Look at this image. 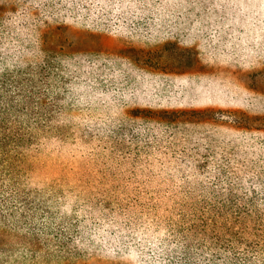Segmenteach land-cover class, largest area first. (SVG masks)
Masks as SVG:
<instances>
[{"label":"trees","instance_id":"obj_1","mask_svg":"<svg viewBox=\"0 0 264 264\" xmlns=\"http://www.w3.org/2000/svg\"><path fill=\"white\" fill-rule=\"evenodd\" d=\"M263 8L264 0H0V17L21 20L44 16L38 22L47 27L62 19H104L110 26L119 22L123 29L145 27L149 34L161 31L174 38L180 28L183 33L208 35L213 29L211 18L220 23L214 27L217 32L232 30L234 27H228L233 22L240 23L244 29L248 24L244 25L242 19H250L256 13L264 27ZM196 23L201 28L195 27ZM3 24L0 20V27ZM38 37L34 64H19L20 57L0 40V64L5 63L0 67V225L11 222L26 228L23 234L15 230L8 233L0 228L3 258L11 255L6 251L8 242H22L30 264H79L82 256L99 254L97 251L113 259L135 258L139 264H147L153 257L161 264L163 254L174 248L179 257L170 255L173 259L168 264H194L189 254L192 247L215 249L208 254L206 262L195 264H245L243 249L235 257L231 244L227 251L225 240L229 238L235 248H241L237 245L242 244L240 240L247 247L259 236L261 243L254 239L250 246L253 250L264 243V126H240L239 117L232 109L212 111L210 106L218 103L209 97L215 95L218 100L226 94L218 89L217 80L209 84L210 91L167 78L141 86L139 82L147 81L144 74L152 71L139 63L127 65L116 55L61 53L55 57L46 32L42 31ZM60 56L68 59L64 68L60 64L66 59ZM199 61L201 63L192 70L172 65L162 69L151 61L144 64L159 68L163 73L189 78L224 72L232 77L241 76L235 63L218 68L208 67L205 56ZM80 63L83 64L78 66ZM82 66L93 70L112 66L117 73L115 87L121 92L117 95L118 102L112 100L114 105H104H113V115L95 122L93 129L86 120L81 122L71 115L67 119L61 117L59 110L66 104L70 106V113L80 107L87 108L82 102L89 95L97 102L110 99L108 93L102 92L104 90L89 94L90 85H86V94L75 100L74 90L82 92L79 82L73 79H80L77 74L86 72L80 69ZM119 74L123 77L118 80ZM173 87L180 89V95L187 93V98L174 103L172 109L157 111L153 101L178 96ZM242 87L255 90L248 82ZM194 97L199 100H193ZM133 98L145 103L131 105ZM207 117L206 122L212 125L258 131L255 134L261 135L259 146L249 137L248 149L239 147L237 141L233 148L222 150L225 136L218 139L214 133L202 134L206 132L203 126ZM67 124L85 131L90 141L93 138L109 149V154L101 161L102 167L89 164L94 165L99 174L103 197L96 203L92 199L84 201L98 207L94 211L97 217L93 218L100 216L106 221V224L96 223L102 230L100 238L90 219L57 221L51 207L37 197L40 189L27 180L31 167L23 154L24 148L30 145L37 148L39 140L49 134L64 138L62 129ZM235 136L236 133L228 135V140ZM72 203L80 204L77 199ZM172 227L180 233L178 239L170 234ZM69 231L74 233L73 237H78L80 248L73 245ZM128 236L132 240H128ZM176 241L178 247H175ZM3 258L0 264L6 262Z\"/></svg>","mask_w":264,"mask_h":264},{"label":"rangeland","instance_id":"obj_2","mask_svg":"<svg viewBox=\"0 0 264 264\" xmlns=\"http://www.w3.org/2000/svg\"><path fill=\"white\" fill-rule=\"evenodd\" d=\"M262 11L264 12V8ZM257 17L258 15L256 13L250 19L243 18L242 23L244 25L248 24L244 29L240 23L233 22L228 27L229 29L234 27L232 30L219 29L218 32L214 30V27L220 26V23L216 22L214 18H211L209 21L213 29L208 35L200 32L183 33V29L180 28L177 32L178 35L171 38L170 36L162 34L161 31L149 34L145 27L135 28L132 26L133 29H123L118 25L119 22L110 26L104 19H98V21H88L85 18H73V20L62 19L53 22L50 27H47L38 22L44 16L38 18L31 16L18 20L15 17L8 18L1 15L0 20L4 24L0 27V40L7 49L13 51L15 56L20 57L19 64L22 62L23 64L29 62L30 64H34L37 61L36 55L38 48L35 47V44L38 42V34L43 31L46 32L47 41L51 42L50 46L55 49V57L61 53L74 54L75 56L79 53L90 54L91 56L109 55L114 57L116 55L121 58L119 59L121 62L127 65L135 64L137 66L139 63L149 68L152 73L144 74L145 80L147 81L139 82L141 86H148L149 81L160 83L167 78L176 81V83L183 81L188 86L191 83L194 87H204V89L209 90L211 88L209 84L217 80L219 81L217 85L219 87L218 89L222 93L225 91L226 94L223 93L224 95L218 98L219 101L215 100V95L209 97L212 102L218 103V105L212 104L210 106L212 111L221 110L227 112L232 109L231 111H236L233 113L239 117L240 126L260 127L264 126V27L261 26L260 20ZM23 20H25L24 24H22ZM195 27L201 28L198 23H196ZM50 29L52 30L51 33ZM168 38L171 40H168ZM65 56L60 57L65 60ZM204 56L209 61L207 63L208 67L216 66L219 68L235 63V67L238 68L241 76L237 75L232 77L229 73L224 72L221 74L217 73V76L211 75L200 78H189L186 75L176 76L168 74L167 72L163 73L159 68H152L144 64L145 62L149 63L151 61L153 65L162 69L169 68V65H172L183 68L184 70H192L200 62L199 59L204 58ZM67 61L68 59L60 64L62 68L66 67ZM8 63L10 64V61ZM82 64L80 63L78 66ZM4 65L5 63L0 64V67ZM129 68L131 71L133 70L131 66ZM80 69L86 70V72L80 75L77 74V77L80 79H73V81L79 82V90L82 92L79 93L74 90L75 100H80L84 96L82 94L85 93L84 88L86 85H90L88 86L89 94H93L96 90H104L102 92L108 93L110 99L108 101L100 100L97 102L95 98L89 95L90 97L88 96L87 100L82 102L88 105L87 108L80 107L79 110L70 113L68 110L70 106L66 104L63 108L61 106L59 110H61V117L67 119L74 116L75 120L78 119L81 122L86 120L91 123V129H93L96 124L95 122H99L101 119L103 120L113 115L114 104L112 100L118 102L117 95L121 93L120 89L117 87V90L115 87L117 73L112 66H105L104 70L100 69L99 66L98 69L94 68L95 71L89 66H82ZM114 76L115 78H113ZM121 77L123 75L119 74L118 80ZM245 82H248L255 90L243 89L242 84ZM172 90L175 92L180 89L177 87L175 90V87H173ZM59 91L62 92V89ZM182 94L180 95L178 91V96L176 97L168 98L169 96H164L160 100L153 101L156 110L172 109L171 107H174V103H177L180 99L187 98V93L185 94L184 92ZM111 95L115 97L112 98ZM128 97L131 96L128 95ZM193 100L198 101L199 99L194 97ZM133 101L136 100L133 98ZM133 101L130 102L133 103L131 105L145 103L143 100L139 102ZM107 103L113 105L111 107H104ZM206 107L203 106V108ZM226 115L223 118L229 123V119L226 120ZM208 119V117L205 118V122ZM205 122L203 128L206 132H203V135L210 136L211 133H214L215 136H218V139L220 137L224 138L225 136L222 150L233 148L237 141L239 147L248 149L247 145L251 142L249 137L254 139V143L256 142L259 146L261 135L255 134L258 131L254 129L231 130L226 126L220 127ZM230 124L234 125L231 122ZM62 133L64 135L62 139L49 134L47 137H42L39 140V146L37 148L35 145L24 148L23 154L31 167L27 180L29 179L32 185L40 189L37 197L51 207L57 221L63 220L66 223L70 221L76 222V219L80 218L90 219L92 224L95 223L94 228L97 238H100L102 230L96 223L101 221L103 224H106V221L100 216L97 219L93 218L97 217L94 211L98 207L87 204L84 201L92 199V202L96 203L103 197V190L98 181L99 174L95 166L89 164L92 162L95 165L98 164V168L102 167L103 164L101 161L103 157L109 154V149L100 146L93 138L90 141L85 131L76 129L72 124H67L63 127ZM235 133V138L228 140V135ZM243 140L245 143H243ZM37 149L38 151H36ZM76 199L79 200L80 204L72 203ZM1 227L6 229L5 231L8 233H12L14 230L18 234L26 232L25 227L21 228L11 222H6L0 225ZM126 228L129 231L131 230L129 226ZM172 228L173 230L170 229L169 231L170 234H173L178 239L180 233L175 230V227ZM69 229L71 230L72 227L70 226ZM70 235L72 236L71 239H73V245L76 248H80L81 244L78 237H73L74 233L72 232H70ZM228 239L226 238L225 240V243H227V251L231 244L232 252L237 257V252L243 249L241 254L244 255L243 259H245V264H264V251L262 252L264 250V243L262 245L260 244L257 250H253L250 247L254 239H257L261 243L259 236L253 238L247 245L251 250H248L247 247L242 245L244 241L240 240L242 244H237L241 248H235L233 243ZM128 240H132V238L128 236ZM8 241L9 239H7ZM41 241L42 243H46L44 240ZM231 241L234 242V240ZM177 244L178 241H176L175 247H178ZM7 245L6 251L10 252L7 254L11 255L10 257L3 258L2 254H0V258L6 260L3 264H30L28 262V252L25 248L26 245L22 242H8ZM210 252H215V249L208 250L192 247L189 253L192 255L190 260L194 264L204 263L208 260V254ZM97 253L99 254L82 256L79 264H110V261L112 264H139L135 258L122 257L113 259L109 254L100 251H97ZM170 255L179 257L175 254L174 248L172 251L163 254L161 264H168L173 259L170 258ZM157 261V259L150 257L147 264H160ZM144 264L146 263L144 262Z\"/></svg>","mask_w":264,"mask_h":264}]
</instances>
